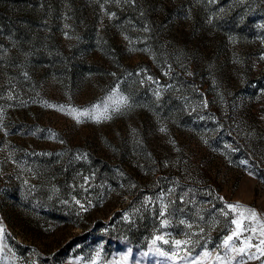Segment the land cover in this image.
<instances>
[{
  "label": "rangeland",
  "instance_id": "rangeland-1",
  "mask_svg": "<svg viewBox=\"0 0 264 264\" xmlns=\"http://www.w3.org/2000/svg\"><path fill=\"white\" fill-rule=\"evenodd\" d=\"M0 227V264H264V0H0Z\"/></svg>",
  "mask_w": 264,
  "mask_h": 264
},
{
  "label": "trees",
  "instance_id": "trees-1",
  "mask_svg": "<svg viewBox=\"0 0 264 264\" xmlns=\"http://www.w3.org/2000/svg\"><path fill=\"white\" fill-rule=\"evenodd\" d=\"M114 230L109 229L107 231V233L104 235V238L106 240V242L108 244H111L113 246H115V248L118 247H140L141 248V243H142V238L141 236L138 237L137 234H127V233H123L122 231L119 229V231H117L116 234H114L113 232Z\"/></svg>",
  "mask_w": 264,
  "mask_h": 264
},
{
  "label": "snow or ice",
  "instance_id": "snow-or-ice-1",
  "mask_svg": "<svg viewBox=\"0 0 264 264\" xmlns=\"http://www.w3.org/2000/svg\"><path fill=\"white\" fill-rule=\"evenodd\" d=\"M133 2H134V0H133ZM82 115H85L86 116V115H88V113L87 112H84V113H82ZM96 118L99 119V117H96ZM227 207L229 209H232V210H235L237 208H243V206L242 205H239V204H236V205L229 204V205H227ZM245 211L250 213V218H252V219H254L256 217V215H257L254 210L245 209ZM241 217H243V212L241 213ZM233 223H236L237 224V228L238 229L240 228V224H239L238 221H233ZM3 231H4L3 228L0 227V233H3ZM239 235H240V233H239V231H237V232H234L233 235L228 236L227 239L224 241L225 246H228L229 241H231L233 239V236H239ZM261 235H264V232H262ZM157 239H161V238L160 237H157ZM153 243H155V241H153ZM165 243H167V241H165ZM176 243H177V245H179L182 242L181 241H177ZM245 244H248V242L245 241ZM260 244L261 245H264V240H261L260 241ZM248 246H251V245H248ZM233 251H238L239 253L242 254L244 252V248H240L238 250L237 249H233ZM261 251H262V253H264V249H261ZM205 255H207V253H205ZM217 259H220V257L217 256Z\"/></svg>",
  "mask_w": 264,
  "mask_h": 264
}]
</instances>
